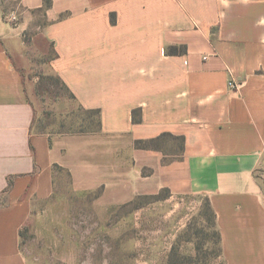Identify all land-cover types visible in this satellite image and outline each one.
Returning a JSON list of instances; mask_svg holds the SVG:
<instances>
[{
	"label": "crops",
	"instance_id": "1",
	"mask_svg": "<svg viewBox=\"0 0 264 264\" xmlns=\"http://www.w3.org/2000/svg\"><path fill=\"white\" fill-rule=\"evenodd\" d=\"M43 5L0 0V264H27L20 231L60 171L72 192H98L101 211L162 191L201 196L222 263L264 264V0ZM29 43L54 54L50 73L79 107L99 112L98 131H32L13 61H26ZM162 135L178 149L135 146Z\"/></svg>",
	"mask_w": 264,
	"mask_h": 264
},
{
	"label": "rangeland",
	"instance_id": "2",
	"mask_svg": "<svg viewBox=\"0 0 264 264\" xmlns=\"http://www.w3.org/2000/svg\"><path fill=\"white\" fill-rule=\"evenodd\" d=\"M42 48L29 43L26 61L13 56L34 109L32 131L93 130L87 114L50 73L47 64L53 53L41 56L36 51ZM170 140L165 137L159 143L166 154L178 149ZM59 176L53 196L35 205L20 231L27 264H223L205 198L171 197L162 191L155 199L139 198L101 211L94 207L98 192L74 193L67 174L60 171Z\"/></svg>",
	"mask_w": 264,
	"mask_h": 264
},
{
	"label": "trees",
	"instance_id": "3",
	"mask_svg": "<svg viewBox=\"0 0 264 264\" xmlns=\"http://www.w3.org/2000/svg\"><path fill=\"white\" fill-rule=\"evenodd\" d=\"M51 6V0H44V5H43V9L42 11H45V9H48L49 7ZM175 52V49L174 48H170L167 50V53L168 54H173ZM54 56V54H53ZM56 80L58 82L61 83L62 87L64 88V90L68 93L69 97L71 100L75 101V98L74 96L68 91V89L66 88V86L60 81L59 78L56 77ZM79 107V106H78ZM80 110H82L83 112H85L87 114V118L86 119H89L87 120L88 123H91L93 122V125H94V129L92 130H79V131H73L71 132L72 134H78V133H91V132H96L100 129V115H99V112L98 111H86V110H83L81 107H79ZM89 116V117H88ZM94 118V119H93ZM93 119V121H92ZM132 121L133 123H138L139 120L137 119V117L135 116V112L133 113V117H132ZM165 137H168V138H172L170 135H162L158 138H155V139H151V140H147V141H137L135 142V146L139 149H146V150H159L160 149V141L165 138ZM182 142V140H181ZM168 193V192H167ZM158 195H155V196H150V197H146V198H151V199H155ZM139 198L141 197H138L136 200H138ZM144 198V197H143ZM136 200L126 204V206L128 205H131L133 204ZM208 204V202H207ZM209 207V205H208ZM210 209V207H209ZM211 211V210H210ZM211 214H212V217H213V221H214V215L211 211ZM214 223V222H213ZM217 236H218V233H217Z\"/></svg>",
	"mask_w": 264,
	"mask_h": 264
},
{
	"label": "built area",
	"instance_id": "4",
	"mask_svg": "<svg viewBox=\"0 0 264 264\" xmlns=\"http://www.w3.org/2000/svg\"><path fill=\"white\" fill-rule=\"evenodd\" d=\"M9 21L12 22V23H15L17 21L16 15H12L9 18ZM227 86H228L229 89H237V85H236V83L233 80H229Z\"/></svg>",
	"mask_w": 264,
	"mask_h": 264
}]
</instances>
